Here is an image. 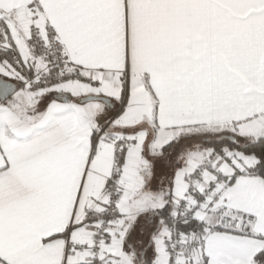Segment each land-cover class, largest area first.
Listing matches in <instances>:
<instances>
[{"label": "snow or ice", "instance_id": "snow-or-ice-1", "mask_svg": "<svg viewBox=\"0 0 264 264\" xmlns=\"http://www.w3.org/2000/svg\"><path fill=\"white\" fill-rule=\"evenodd\" d=\"M0 264H264V0H0Z\"/></svg>", "mask_w": 264, "mask_h": 264}]
</instances>
